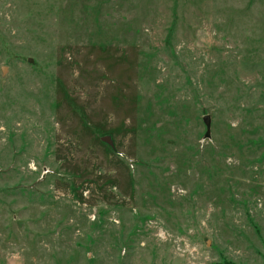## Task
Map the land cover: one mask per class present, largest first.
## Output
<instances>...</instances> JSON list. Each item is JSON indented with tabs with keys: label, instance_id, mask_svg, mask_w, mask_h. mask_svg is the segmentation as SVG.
<instances>
[{
	"label": "rangeland",
	"instance_id": "rangeland-1",
	"mask_svg": "<svg viewBox=\"0 0 264 264\" xmlns=\"http://www.w3.org/2000/svg\"><path fill=\"white\" fill-rule=\"evenodd\" d=\"M262 20L0 0V264H264Z\"/></svg>",
	"mask_w": 264,
	"mask_h": 264
},
{
	"label": "water",
	"instance_id": "water-1",
	"mask_svg": "<svg viewBox=\"0 0 264 264\" xmlns=\"http://www.w3.org/2000/svg\"><path fill=\"white\" fill-rule=\"evenodd\" d=\"M205 122H206V124H207V126L209 127V125H210V118H209V116H206L205 117ZM107 141H111V139L109 138V136L108 137H106L105 138Z\"/></svg>",
	"mask_w": 264,
	"mask_h": 264
},
{
	"label": "crops",
	"instance_id": "crops-1",
	"mask_svg": "<svg viewBox=\"0 0 264 264\" xmlns=\"http://www.w3.org/2000/svg\"><path fill=\"white\" fill-rule=\"evenodd\" d=\"M253 1V0H252ZM259 1V0H258ZM260 3L264 6V0H260ZM256 4V3H255ZM255 4H253V5H255ZM262 21H264V20H262Z\"/></svg>",
	"mask_w": 264,
	"mask_h": 264
}]
</instances>
